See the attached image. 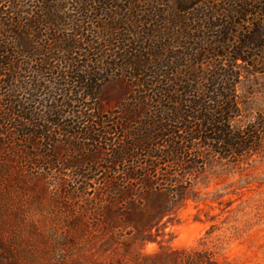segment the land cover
Returning <instances> with one entry per match:
<instances>
[{
  "label": "trees",
  "instance_id": "obj_1",
  "mask_svg": "<svg viewBox=\"0 0 264 264\" xmlns=\"http://www.w3.org/2000/svg\"><path fill=\"white\" fill-rule=\"evenodd\" d=\"M248 70L264 72V0H0V203L16 186L74 184L89 215L113 220L128 201V227L146 234L212 157L262 145L261 116L236 125ZM128 77L122 112L105 111L104 87ZM100 161L127 163L128 186L93 184ZM168 258L217 264H134Z\"/></svg>",
  "mask_w": 264,
  "mask_h": 264
},
{
  "label": "rangeland",
  "instance_id": "obj_2",
  "mask_svg": "<svg viewBox=\"0 0 264 264\" xmlns=\"http://www.w3.org/2000/svg\"><path fill=\"white\" fill-rule=\"evenodd\" d=\"M131 83L130 77L108 83L103 109L122 112ZM238 95L243 115L236 125L245 127L259 116L264 120V72L244 71ZM136 162L146 165V157ZM100 165L93 184L128 182L122 179L127 163L112 166L111 173L104 161ZM28 184L16 186L19 195L0 203L8 210V225L0 218L5 247L0 264H134L160 253L210 255L217 264H264V135L253 154L212 157L146 234L128 227V201L114 204L120 212L110 220L89 215L86 198L69 194L74 184L58 195L42 181Z\"/></svg>",
  "mask_w": 264,
  "mask_h": 264
}]
</instances>
